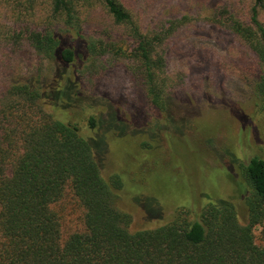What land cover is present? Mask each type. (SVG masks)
<instances>
[{
	"label": "trees",
	"instance_id": "16d2710c",
	"mask_svg": "<svg viewBox=\"0 0 264 264\" xmlns=\"http://www.w3.org/2000/svg\"><path fill=\"white\" fill-rule=\"evenodd\" d=\"M77 1L51 0L61 29L26 33L51 63V75H22L0 95V264H264V159L257 155L240 163L243 222L235 204L219 198L192 215L179 209L158 226L132 229L131 215L116 205L122 176H102L108 139L126 135L127 123L89 97L78 67L107 54L135 61L146 98L171 122L163 36L142 31L122 0H84L129 29L126 43L86 37ZM251 1L247 22L225 21L256 57L255 91L264 103V26L258 18L264 0ZM85 126L93 134L85 135ZM67 194L81 210L82 226L64 233ZM132 199L161 218L158 203L150 206L140 194Z\"/></svg>",
	"mask_w": 264,
	"mask_h": 264
},
{
	"label": "rangeland",
	"instance_id": "374dc122",
	"mask_svg": "<svg viewBox=\"0 0 264 264\" xmlns=\"http://www.w3.org/2000/svg\"><path fill=\"white\" fill-rule=\"evenodd\" d=\"M122 1L142 31L163 36L162 75L174 120L166 122L149 103L135 61L107 54L78 67L89 97L127 123L126 135L109 137L102 168L105 178L122 176L116 205L131 215L132 229L158 226L179 209L192 215L219 198L231 200L243 222L240 163L255 155L264 159V103L255 91L256 57L225 20L247 22L252 1ZM77 6L86 37L127 42L129 29L114 24L98 3L78 0ZM258 18L264 26V10ZM61 28L51 0H0V95L22 75H51V63L35 52L26 33ZM83 133L93 134L86 126ZM138 194L162 207L161 218L146 214L132 199ZM63 200L64 233L79 230L81 210L69 194ZM260 230H253L256 243Z\"/></svg>",
	"mask_w": 264,
	"mask_h": 264
}]
</instances>
